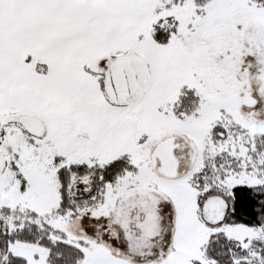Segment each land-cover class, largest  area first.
<instances>
[{"label":"snow or ice","instance_id":"1","mask_svg":"<svg viewBox=\"0 0 264 264\" xmlns=\"http://www.w3.org/2000/svg\"><path fill=\"white\" fill-rule=\"evenodd\" d=\"M0 264H264V0H0Z\"/></svg>","mask_w":264,"mask_h":264}]
</instances>
